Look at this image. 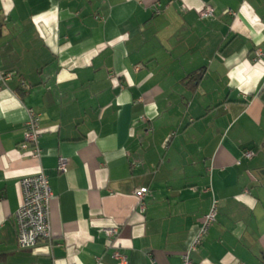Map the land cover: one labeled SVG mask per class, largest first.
<instances>
[{"label":"crops","instance_id":"0c3cea01","mask_svg":"<svg viewBox=\"0 0 264 264\" xmlns=\"http://www.w3.org/2000/svg\"><path fill=\"white\" fill-rule=\"evenodd\" d=\"M0 72V264H264V0H0ZM39 171L51 240L21 250Z\"/></svg>","mask_w":264,"mask_h":264},{"label":"built area","instance_id":"2783aa9c","mask_svg":"<svg viewBox=\"0 0 264 264\" xmlns=\"http://www.w3.org/2000/svg\"><path fill=\"white\" fill-rule=\"evenodd\" d=\"M211 14L212 10L210 7H205L199 16L205 18L211 16ZM257 56H261L260 51H257ZM12 76V73L2 74L0 72V88L6 81L11 79ZM41 136L39 115L35 111L29 109L27 110L23 142L20 148L27 153L30 159L35 161H39L41 157V149L39 147ZM244 157L250 159L253 157V153L251 151H246ZM66 170V159L59 158L57 162V171L59 173H65ZM19 185L22 199L15 213L18 227L17 246L21 250H27L34 248L39 242H50L51 240L49 204L53 195L48 178L42 171L22 177L19 181ZM147 194L148 189L146 187H140L134 191V195L139 202L138 206L140 210H143L142 201ZM216 209L217 201L213 200L208 214L204 217L199 234L191 246V250L201 243L208 228L215 222ZM103 231L109 239L114 238L118 233L117 228H106ZM114 257L120 264H127L126 256L123 254L116 252ZM180 264H192L190 251H186L180 255Z\"/></svg>","mask_w":264,"mask_h":264}]
</instances>
